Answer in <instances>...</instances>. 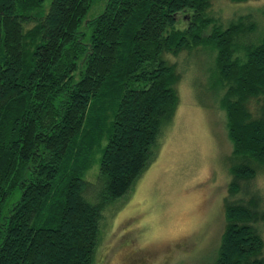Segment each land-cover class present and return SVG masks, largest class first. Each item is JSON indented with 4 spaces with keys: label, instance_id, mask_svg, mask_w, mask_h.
Returning a JSON list of instances; mask_svg holds the SVG:
<instances>
[{
    "label": "trees",
    "instance_id": "16d2710c",
    "mask_svg": "<svg viewBox=\"0 0 264 264\" xmlns=\"http://www.w3.org/2000/svg\"><path fill=\"white\" fill-rule=\"evenodd\" d=\"M218 1L0 0V264H95L194 66L233 145L215 264H264V8Z\"/></svg>",
    "mask_w": 264,
    "mask_h": 264
},
{
    "label": "rangeland",
    "instance_id": "374dc122",
    "mask_svg": "<svg viewBox=\"0 0 264 264\" xmlns=\"http://www.w3.org/2000/svg\"><path fill=\"white\" fill-rule=\"evenodd\" d=\"M218 2L227 16L264 8V0ZM201 79L197 66L184 74L174 124L161 134L154 162L104 215L95 264H215L225 232L224 200L232 180L226 163L233 145L217 100L199 103L194 80ZM256 187L264 194V176Z\"/></svg>",
    "mask_w": 264,
    "mask_h": 264
}]
</instances>
